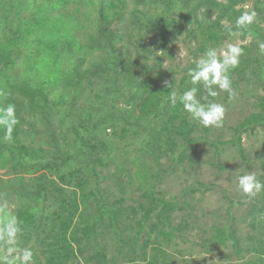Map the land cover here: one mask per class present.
I'll return each instance as SVG.
<instances>
[{
	"label": "trees",
	"instance_id": "1",
	"mask_svg": "<svg viewBox=\"0 0 264 264\" xmlns=\"http://www.w3.org/2000/svg\"><path fill=\"white\" fill-rule=\"evenodd\" d=\"M83 1L89 2L45 0L46 6L40 5L25 15L30 0H0V90L7 94L0 97V104H15L19 119L13 139H0V206L5 205L4 196L12 198V195L15 200L13 210L9 207L12 203H6L7 207L0 210V223L5 212L13 213L20 228L14 243L4 237L0 238V245L11 247L15 244L22 250L30 249L32 264H117L124 261L174 264L163 240L173 243L177 230H182L173 225L177 204L156 195L155 182L148 172L153 170L152 162L160 168L164 157L172 161L168 167L173 169L176 164L185 165L189 161L192 165L194 162L192 154L197 151L201 138L193 137L197 123L183 110L179 99L175 106L171 105L167 87L171 84V90H175L178 97L190 88L188 68L179 82L174 72L172 82L159 83L156 68L145 61L154 51L139 42L141 36L135 30L129 35L136 39V66L140 68H132L135 64L122 58L123 53L118 52L113 43L115 34L111 30H106L97 41L89 34L90 42L102 45L103 59L95 68L84 67L86 57L76 55L80 48H75V41L72 42L82 20L77 16L73 18L75 15L69 18L58 9L74 8L77 11ZM142 1L149 2L154 8L152 16L146 19L153 26L155 46L174 57V39L185 31L187 37L195 41V49L190 48L194 59L208 47L222 45L236 30L235 18L249 8V11L254 9L257 12L255 21L247 30H240L242 40L252 38L241 44L244 51L239 65L229 74L230 77L236 72L240 75L239 80L231 78L236 90L242 81L241 75L246 76L247 70L258 78L264 77V53L259 49L264 43V0ZM89 3L95 4L94 1ZM125 4L126 0H118L110 6L124 7ZM215 9L218 10L216 16L213 14ZM99 14L101 22L110 24L104 10ZM226 17L230 22L227 26L223 23ZM138 20L135 21L139 25ZM192 20L196 25L188 26ZM228 26H233L231 32L227 30ZM30 44L38 47L37 59L32 62L33 54L28 53L24 57L29 61L28 66L24 71H15L21 52L30 48ZM192 66L193 63L189 67ZM87 86L92 89L99 106L89 111L74 104L75 112L65 91L72 89L76 99ZM199 88V93L205 94L204 88L200 85ZM127 96L132 98L135 107L130 118L115 105ZM210 99L215 97H207ZM56 107L67 111L70 107L79 125H70L72 136L65 133L54 139L51 136L49 140L44 139L49 144V148H45L38 143L41 129L37 128L36 120L43 121L49 132L54 131V119L61 124L67 123V112L59 116V111H54ZM254 108L234 128V143L247 163L242 133L264 126V96ZM105 132H110L111 137L106 139ZM2 136L0 130V138ZM205 140L218 152L217 140ZM74 144L75 147L68 148ZM102 167L109 173H103ZM152 175L156 176L155 173ZM9 177H13V181ZM9 181L15 186L9 192H3ZM260 181L264 182V175ZM260 195L264 201V190ZM253 208L259 219L257 222L253 219L251 225L254 230L255 223L259 226L255 240L260 246L255 242L248 248L256 256L247 258L245 264H264V206ZM227 227L223 224L213 226L211 235L201 236L196 243L208 246L209 253L214 246L224 245L229 240L238 247L237 254H240L236 229ZM202 231L204 233L205 229ZM112 235L117 243L116 254L109 258L106 247ZM150 244H153V252L148 256Z\"/></svg>",
	"mask_w": 264,
	"mask_h": 264
},
{
	"label": "rangeland",
	"instance_id": "2",
	"mask_svg": "<svg viewBox=\"0 0 264 264\" xmlns=\"http://www.w3.org/2000/svg\"><path fill=\"white\" fill-rule=\"evenodd\" d=\"M30 1L31 4H28L29 9L25 11V15L30 14L40 5H47L44 2L45 0ZM78 1L81 2V0ZM92 1H94L95 4L89 3ZM224 1L227 2V0ZM85 2L86 1H83L77 11H75L74 8L69 10V8L58 7L59 11L61 9L65 14H68L67 17L70 18L75 15L73 18L77 16L79 20H82L81 28L73 37L72 42L74 43L75 41V48H80L79 53L76 55L79 57H86L84 67L92 66V68H95L97 62L103 59V55L101 54L102 45H97V43L93 41L90 42L88 39L89 34L94 35L97 41L98 39L101 40L102 35H104L106 30H111L112 33L115 34L113 43L116 45L117 51L123 53L122 58L127 59L132 65L135 64L132 68H140L139 66H136V39L129 35L132 31L133 33L138 31L141 36L138 39L139 42L150 47V49L154 51V54L152 53L153 55L145 58V61L150 66L156 68L158 82L161 84L172 82L173 79L171 76L174 77L175 73L177 81L179 82L181 80L186 72V68H189L194 59L190 48L195 49V41L187 37V33L183 31L178 38L174 39V57H171L168 54V51L157 48L154 44L156 41L153 26L150 22H147L148 19H146V17L152 16V12L154 11L152 4L142 0H126L125 6H120V8L118 6H110L111 3L118 2V0H89V2ZM249 4L250 2L246 4L247 7H249ZM102 10L109 15L110 24L103 23L99 20V13ZM117 11L119 14H116ZM198 12L201 13L202 10L198 9ZM217 13L218 10L215 9L213 11L214 16H216ZM138 18L140 19L138 20L139 25L136 23ZM228 18L229 17L223 19V23L226 26L230 24ZM140 23L142 24V27ZM187 25L195 26L196 23L192 20V23ZM174 28H176V25H174ZM106 34H110V32H107ZM240 36L241 31L235 30L234 33H231L229 37L224 39L222 45L229 42L239 43L241 45L249 42L252 38L249 36L246 40H242ZM222 45L215 46L214 48L219 50ZM29 47L30 48H25L23 52H21L20 61H18L19 64H16L15 71H24L25 67L28 66V59H24L28 53L33 54L31 59L32 62H35V58L37 59L39 55L37 51L38 47L36 44H30ZM140 51L143 50L141 49ZM34 54L37 55L34 57ZM74 56L75 55H73V57ZM143 58L140 60H143ZM40 67L41 66H38V68ZM248 72L250 71L247 70L246 76L241 75L240 78L242 81L238 85V90L234 89L232 85L234 96L230 98L227 92L221 91L220 94L213 99L218 103H223L226 107L223 127H210L206 128V131L204 127L195 121V123H197V128L193 133V137L201 138L198 140L199 144L197 146V151L192 154L195 158L192 165L189 161H186L185 165L176 164L173 169L168 167L169 163L171 164L172 161L166 157L160 161L161 164L159 167L161 169L158 168V166H154V162L151 164L153 170L148 172V176L155 182L156 195L177 204V208L173 212V225L178 226L179 228L181 227L182 230H177V235L174 237L173 243L170 244L163 240L164 247L169 251L170 259L171 261L174 260V264L179 262L181 264H245L247 258L250 259L253 256H256V253L249 252L248 248L255 242L258 247L260 246V243L255 240V237L259 234L257 230L259 229V226L255 223L256 229L254 230L251 222L253 219L256 222L259 219V216L254 212L253 206L258 208L264 206L262 196L260 195V192L255 193L252 196H244L236 189V170L254 171L259 180L260 177L264 175V126H258L254 131L247 130L242 133V146L249 164L241 155L236 143H234V128L244 120L245 116L251 112L250 110L255 109L254 104L264 96V77L258 78V76L249 74ZM239 76L238 72H236L230 78H237L239 80ZM200 86L203 87L202 84H200ZM191 87H193V85ZM197 87L199 88V85H197ZM100 89V91L98 90L99 92L103 91L102 87H100ZM98 91L97 93H99ZM132 91L134 92L133 89ZM65 93L66 97L68 96L71 109L75 112L78 106H84L85 110L91 111L92 108L94 109L98 105L97 99L92 93V89L88 86L81 94H78L79 97L76 99L74 98L76 93L73 92L72 89H70V91H65ZM203 93L204 92H198V98H201L202 103H206L203 102V100H205L203 99V96L205 95ZM75 100L78 101L76 102ZM131 100L132 98L127 96L121 98L119 103L115 104L127 118H130L133 109H135ZM74 104H77V107ZM65 109L66 108L63 107L58 109L56 107L54 109V111H59V116H63V112H67L68 122L61 124L58 119H54L55 128L52 132L45 130L43 121L36 120L37 128L41 129V132L38 133V143L40 146L49 148V144H47L45 140H49L50 136L54 139L58 135L63 136L65 133L69 136L74 134L70 125L76 124V126H78L79 123L75 122L76 117L72 114L70 107L67 108L68 111ZM66 126H68V128ZM85 135L87 136V134ZM104 136L106 139L110 138V132H105ZM204 137L212 141L217 140L219 148L218 152L216 151V147L210 146L209 142H207ZM229 140L232 141L221 143L222 141ZM70 147H75V144L68 148ZM149 161L151 162L152 159H149ZM184 167L186 168L185 170ZM102 169L103 173H109L108 170H105L103 167ZM111 169L112 168H110V170ZM111 172H115V169L113 168ZM1 173L2 171L0 170V175ZM153 173L156 174L155 177L152 175ZM9 178H11L9 179L10 181H13V177ZM10 181L6 183V188L3 189V192H9L11 188L15 186L14 183ZM138 194L139 193L137 192L136 196ZM11 197L13 198L12 195ZM3 198L2 201L4 204L8 203L11 205L12 203V206L9 207L10 210H13L14 198L12 199L6 196ZM130 202L131 200L128 201V203ZM10 214L14 215L13 213ZM221 224L228 225L227 228L229 229L231 227L236 229L235 235H238L240 238V254H237L238 247L229 240L226 241V244L224 245L214 246L209 253H207L206 250L208 246L202 244L198 245L196 243L201 236H204V238L209 237L213 232V226ZM203 229H205L204 233L202 231ZM107 244V253L110 258L116 254L115 247L117 243L113 235L112 238L108 239ZM152 245L153 244H150L147 248L148 256L153 252ZM9 248L15 250L9 254ZM21 252L22 247L19 245L14 244L11 247L0 245V264H21V259L19 258ZM119 260L120 259H117V261ZM32 263L33 260L29 262V264ZM117 264L133 263L124 261L118 262ZM134 264H146V261H139Z\"/></svg>",
	"mask_w": 264,
	"mask_h": 264
},
{
	"label": "clouds",
	"instance_id": "3",
	"mask_svg": "<svg viewBox=\"0 0 264 264\" xmlns=\"http://www.w3.org/2000/svg\"><path fill=\"white\" fill-rule=\"evenodd\" d=\"M257 17V12L245 10L235 18L234 27L236 30H247L253 24ZM233 26H228L227 30L232 31ZM261 53H264V43L259 45ZM243 47L239 43H227L222 45L219 50L214 47H208L206 51L199 57L193 59L194 67L187 69V75L190 77V83L193 87L188 88L182 94L177 95L175 90H171V84L167 85L170 89L168 100L171 105L177 104V99L183 105V110L190 114L192 120L198 122L204 128L223 127L226 107L223 103L215 100H207V97H217L221 91L227 92L229 97L234 96L232 90V81L230 78V70L239 65L240 57L243 54ZM203 85L205 95L203 99L206 103L201 102L198 98L200 89L197 85ZM215 86V87H213ZM219 91H218V90ZM7 94L0 90V97ZM19 119L16 114L15 104H0V130L3 131L2 140L11 141L13 139V131ZM236 189L244 196H252L264 190V182L257 179L254 171L236 170ZM7 205L0 206V210L6 208ZM20 231L17 219L10 213H5L2 223H0V238L7 237L10 243H14L17 233ZM15 249L9 248V254ZM21 264H29L33 259V253L30 249H23L19 254ZM212 261V260H209Z\"/></svg>",
	"mask_w": 264,
	"mask_h": 264
}]
</instances>
